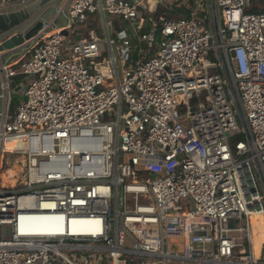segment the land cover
<instances>
[{"label": "built area", "instance_id": "obj_1", "mask_svg": "<svg viewBox=\"0 0 264 264\" xmlns=\"http://www.w3.org/2000/svg\"><path fill=\"white\" fill-rule=\"evenodd\" d=\"M154 2L73 0L69 30L98 13L133 36L47 27L0 63V172L7 139L27 160L24 182L0 181V264H264V0L167 1L190 10L175 20Z\"/></svg>", "mask_w": 264, "mask_h": 264}, {"label": "water", "instance_id": "obj_2", "mask_svg": "<svg viewBox=\"0 0 264 264\" xmlns=\"http://www.w3.org/2000/svg\"><path fill=\"white\" fill-rule=\"evenodd\" d=\"M70 0H24L16 8L0 12V63L3 56L26 46L47 27H54ZM146 10L145 4L142 5ZM1 10V9H0ZM67 36V29L62 30ZM26 84L12 80L10 85L9 119L25 98ZM234 227V223L230 224Z\"/></svg>", "mask_w": 264, "mask_h": 264}, {"label": "crops", "instance_id": "obj_3", "mask_svg": "<svg viewBox=\"0 0 264 264\" xmlns=\"http://www.w3.org/2000/svg\"><path fill=\"white\" fill-rule=\"evenodd\" d=\"M22 1L24 0H18L14 3L8 4L7 6L4 7L3 10H9V9H14L16 8V6H18ZM73 0L69 1V4L67 5L65 10H68L72 4ZM109 17V18H108ZM101 19L102 21V26H100L97 23V20ZM119 22V26H121L122 30L118 33H116V37L114 38V34L116 32V28H115V21ZM94 22V23H92ZM69 24V23H68ZM68 24L66 26L63 27H54L53 29L58 30V29H62L65 28L67 29L68 33H71V30H69ZM78 25V26H76ZM73 32H75L74 36H72V40H76L80 39L81 37H88L90 35L91 31H95L97 32L98 36L103 40V39H107L108 37L113 41V42H118V40H120V38H130L133 36L134 34V27L129 24L126 23L124 21H122L121 19H119L118 17L115 16H106V18L104 19L103 16L101 14H94V15H90L88 18V21L85 22L84 24H79V23H75L74 24V29H72ZM76 36V37H75ZM32 42L28 43L27 46L29 44H31ZM31 49V47H29L27 50H25V52H23L22 54L20 53V55L18 56V58H20L23 55H26L28 53V51ZM24 51V50H23ZM16 52V51H15ZM15 80H19L21 81L22 79L20 77L15 78ZM86 254V253H85ZM92 254L90 256L87 255H78V259H76L77 262L81 263V264H92V263H87L86 258L88 257H93L94 260L96 261L97 264H106L104 261V255L102 253H89ZM96 254L98 255V257H96ZM85 262V263H83Z\"/></svg>", "mask_w": 264, "mask_h": 264}, {"label": "bare ground", "instance_id": "obj_4", "mask_svg": "<svg viewBox=\"0 0 264 264\" xmlns=\"http://www.w3.org/2000/svg\"><path fill=\"white\" fill-rule=\"evenodd\" d=\"M152 3V7H155L154 4V0H150ZM149 19H152L151 16H149ZM48 35H50L51 33H47ZM47 35V37H48ZM11 140V147L9 149V147L6 146L5 144V149H4V153L5 152H12L13 150H15L17 153H23L22 156L24 157V162H25V166H23L21 163L12 166L11 168H6V165L4 164V161H2V167H1V172H0V181L2 184L4 185H9V186H16L19 182L22 183L24 182V178H26L27 175V160L25 157V145L24 142L22 140L19 139H7L5 143H7V141ZM4 157V155H3ZM7 169V171H6ZM5 171V172H3ZM251 223L253 224L254 227V232H253V246H254V252L256 254V256H259L261 248H262V244L264 243V219L263 217H261L259 214H253L251 216ZM258 229H261L260 231H258Z\"/></svg>", "mask_w": 264, "mask_h": 264}, {"label": "rangeland", "instance_id": "obj_5", "mask_svg": "<svg viewBox=\"0 0 264 264\" xmlns=\"http://www.w3.org/2000/svg\"><path fill=\"white\" fill-rule=\"evenodd\" d=\"M163 1V3H165V4H168V5H170L169 3H166L167 1L168 2H170L171 1V4H175V0H162ZM165 1V2H164ZM159 4V3H158ZM154 6H156L155 4H154ZM170 6H174V5H170ZM157 7H158V5H157ZM157 7H156V10H157ZM154 8V7H153ZM4 8H2L1 10H0V12H2V11H6V10H3ZM154 17L156 18V11L154 12ZM109 16V15H108ZM109 18V17H108ZM68 22H69V19L65 16V15H61L58 19H57V22H56V24H55V26L56 27H63V26H66L67 24H68ZM92 23H94V22H92ZM97 23L100 25V26H102V21H101V19H98L97 20ZM54 26V27H55ZM76 26H78V25H76ZM54 27H50L49 29H48V33L49 32H52V31H54ZM56 30V29H55ZM71 32H73L72 30H71ZM76 37V36H75ZM40 38H38V39H36L34 42H32L31 44H29L28 46L26 45V46H24V47H22V48H20V49H18V50H16V52H12V53H9V54H6V55H4L3 56V60L5 61V62H10V61H14L15 59H17L18 58V56L20 55V53L22 54L23 52H25V50H27L29 47H32V45L36 42V41H38ZM76 40H78L77 39V37H76ZM106 47H108L107 45H105ZM24 50V51H23ZM21 79L23 78V77H20ZM29 83V79L28 78H26L25 79V84L27 85ZM0 85H1V83H0ZM2 91H1V86H0V93H1ZM0 111H3V103H2V101L0 102ZM116 118V115L115 116H113V117H107V119H106V121H113L114 119ZM2 120V117L0 116V121ZM6 144V146L7 147H9V149H10V147H11V140H9V141H7V143H5ZM22 154L23 153H17L15 150H13L12 152H5L4 153V157H3V161H4V164L6 165V168L8 169V168H11L12 166H14V165H17V164H22L23 166H25L26 164H25V162H24V157L22 156ZM25 157H26V155H25ZM7 169H6V171H7ZM3 172H5V171H3ZM254 173H255V176H256V178H257V180H258V183H259V187H260V190H262V186H261V183H260V175H259V173L257 172V170L256 169H254ZM9 186V185H8ZM185 206H189L190 205V203L189 202H187V203H185L184 204ZM180 242L181 241H179V240H170L169 242H168V244H167V247H168V251H179V249H180V246H179V244H180ZM183 251V250H182ZM102 254H104V253H102ZM84 255H87V256H90V255H92V254H89V253H86V254H84ZM96 257H98V255L96 254ZM104 257V256H103ZM105 261H106V264H112L111 263V259H110V257H106L105 258ZM115 264H118L117 262L115 263ZM184 264H189V263H184Z\"/></svg>", "mask_w": 264, "mask_h": 264}, {"label": "trees", "instance_id": "obj_6", "mask_svg": "<svg viewBox=\"0 0 264 264\" xmlns=\"http://www.w3.org/2000/svg\"><path fill=\"white\" fill-rule=\"evenodd\" d=\"M160 16H166L168 19L175 20L182 17H190V10L186 7H177V6H170L168 4H165L163 2H160L158 4L157 10H156V18H159ZM121 19V18H119ZM122 20V19H121ZM119 21V20H118ZM117 20L115 23L116 32L113 35L114 38L116 37V33L120 32L122 30L121 26H119V22ZM261 229H258L260 231Z\"/></svg>", "mask_w": 264, "mask_h": 264}]
</instances>
